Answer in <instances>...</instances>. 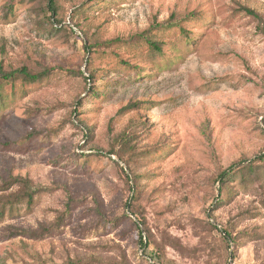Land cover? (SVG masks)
Instances as JSON below:
<instances>
[{
	"label": "rangeland",
	"instance_id": "obj_1",
	"mask_svg": "<svg viewBox=\"0 0 264 264\" xmlns=\"http://www.w3.org/2000/svg\"><path fill=\"white\" fill-rule=\"evenodd\" d=\"M0 63L52 71L0 91V187L40 191L0 264H264V164L217 181L264 154V0H0Z\"/></svg>",
	"mask_w": 264,
	"mask_h": 264
},
{
	"label": "trees",
	"instance_id": "obj_2",
	"mask_svg": "<svg viewBox=\"0 0 264 264\" xmlns=\"http://www.w3.org/2000/svg\"><path fill=\"white\" fill-rule=\"evenodd\" d=\"M50 8L55 10L56 6V0H49ZM249 14L255 15L253 11H248ZM71 32L74 34V30L71 29ZM142 38L146 39V42L149 43L154 49L160 50V46L150 40L147 36H143ZM126 42L123 39H116L115 41H111L107 43L115 44V43H124ZM90 50H93V47L91 46ZM52 73L51 70H44L40 73H34L31 72L27 67H23L20 69H16L13 71H5L2 64L0 63V91L4 87L5 84L14 83L17 81H25L29 83H36L41 81L42 79L48 77ZM80 76L85 77L84 73L82 71H79ZM94 78L93 75L89 77V80H92ZM133 105H128L126 108L122 110V112H125L129 109H132ZM259 163L264 164V154L258 156L254 161H252L250 164L246 166H239L236 168L234 165L233 167L224 170L221 172L218 177L217 181L221 183V194H223V191L225 190V187L232 182L239 174H244L245 172H255L256 169L259 168ZM246 174V173H245ZM21 186L22 192L18 193L17 195H9L7 196V200L5 203H0V219L5 216V213L7 212V209H14L18 204H20L23 201H26L29 206H32L34 203L35 197L39 194L40 191L35 190L31 183L28 180H24L21 178L12 179L11 181L5 183L3 186L0 187V193L1 192H7L11 190L14 186ZM219 202H223L222 197H220ZM211 227L214 230H218V228L214 225H211ZM225 236L233 243L235 244V238L234 236L227 230L223 232ZM141 242H142V248L147 249L148 244L143 242V234H141Z\"/></svg>",
	"mask_w": 264,
	"mask_h": 264
},
{
	"label": "water",
	"instance_id": "obj_3",
	"mask_svg": "<svg viewBox=\"0 0 264 264\" xmlns=\"http://www.w3.org/2000/svg\"><path fill=\"white\" fill-rule=\"evenodd\" d=\"M231 262H232V259H231ZM231 264V263H230Z\"/></svg>",
	"mask_w": 264,
	"mask_h": 264
}]
</instances>
